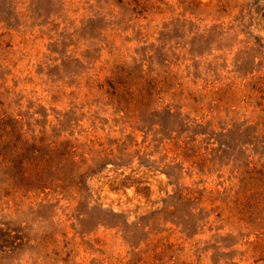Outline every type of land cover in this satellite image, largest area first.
I'll use <instances>...</instances> for the list:
<instances>
[{
  "label": "rangeland",
  "instance_id": "374dc122",
  "mask_svg": "<svg viewBox=\"0 0 264 264\" xmlns=\"http://www.w3.org/2000/svg\"><path fill=\"white\" fill-rule=\"evenodd\" d=\"M0 264H264V0H0Z\"/></svg>",
  "mask_w": 264,
  "mask_h": 264
}]
</instances>
